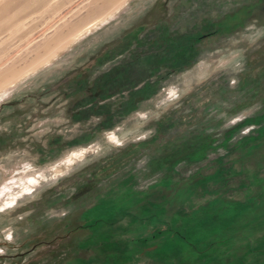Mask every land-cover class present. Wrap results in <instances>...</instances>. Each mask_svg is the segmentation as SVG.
Returning a JSON list of instances; mask_svg holds the SVG:
<instances>
[{
  "label": "rangeland",
  "instance_id": "1",
  "mask_svg": "<svg viewBox=\"0 0 264 264\" xmlns=\"http://www.w3.org/2000/svg\"><path fill=\"white\" fill-rule=\"evenodd\" d=\"M0 264H264V0H0Z\"/></svg>",
  "mask_w": 264,
  "mask_h": 264
},
{
  "label": "flooded vegetation",
  "instance_id": "2",
  "mask_svg": "<svg viewBox=\"0 0 264 264\" xmlns=\"http://www.w3.org/2000/svg\"><path fill=\"white\" fill-rule=\"evenodd\" d=\"M132 92H133V91H131V93H130V94H132Z\"/></svg>",
  "mask_w": 264,
  "mask_h": 264
}]
</instances>
